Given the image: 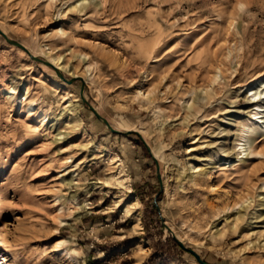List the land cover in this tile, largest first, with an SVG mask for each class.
<instances>
[{
  "label": "rangeland",
  "instance_id": "obj_1",
  "mask_svg": "<svg viewBox=\"0 0 264 264\" xmlns=\"http://www.w3.org/2000/svg\"><path fill=\"white\" fill-rule=\"evenodd\" d=\"M79 1L0 0V147L83 204L54 233L51 198L0 158V264H264V118L246 104L264 0Z\"/></svg>",
  "mask_w": 264,
  "mask_h": 264
},
{
  "label": "bare ground",
  "instance_id": "obj_2",
  "mask_svg": "<svg viewBox=\"0 0 264 264\" xmlns=\"http://www.w3.org/2000/svg\"><path fill=\"white\" fill-rule=\"evenodd\" d=\"M80 4H84V0H80L79 5ZM49 60L52 62L51 64H55L57 69L65 70V65L63 64L62 61H60V57H58V56L57 57H55V56L50 57ZM87 67H89V66H87ZM68 72L72 76H78L79 75L77 73V71L68 70ZM247 91H249V93H250V95H248V93L246 95V99H247L246 104L250 107L249 112L251 113L254 110L253 116H256L258 119L264 118V79L254 81L251 84V86L246 90V92ZM4 95H5V98L7 100H13L15 98L11 91L5 90ZM148 95H149V92H147L146 97ZM76 119H77V115L74 116L73 120H76ZM258 122L259 121H255V119L250 118L249 122L244 126V128H245L244 131L245 132L251 131L252 134H258L259 132L256 130ZM102 153H103L102 150H96L95 154L92 156L93 157L96 155L99 156V155H102ZM236 154H237L236 157L239 158L241 152H237ZM247 154L251 155L253 158H258V156L263 155L262 152L256 151L255 149H252V148H249ZM0 158H2L7 164H9L11 166V173L12 174H14L16 176H19L21 174H26L29 177L30 182L33 183L35 188H39L40 190H42L45 194H47L51 198L52 205L54 207V212H55L54 221H55V223L57 222V226L53 229L54 233H56V234L59 233V227L67 225L70 220H73L74 224H77L80 222L81 215L83 214V211H82L83 204L78 202L77 199L73 195H70V193L64 192V190L59 188L55 184V182L49 181L47 179H43L42 177H40L38 172L33 171V169L31 170V169H29V167L28 168L24 167L22 164L18 163L17 161H12L9 152L7 150L1 148V147H0ZM115 158L116 159H111V163L115 164L118 168L117 171H118L119 175H117L115 177V179L118 180L119 178H122V177L126 178L127 175L125 174L123 168L121 167L120 159L117 157H115ZM247 159H249V158H247ZM235 161L236 160H233L231 163H229V166L230 165L235 166L234 165ZM190 169L192 170L190 177H192V174H194V173H197V172L202 173L201 172L202 168L198 169L197 165H191ZM205 170H206V168H205ZM63 175H64V173L61 174L60 177ZM122 180H124V178ZM193 181L195 182V179H193ZM72 182H74V178H71L68 180L67 179L61 180L62 184H76V183H72ZM98 183H101V182L95 181V182H93V185H96ZM136 203H137V199L135 198L131 205H125L123 207V211L126 212L127 214H131L132 207H134L133 205H135ZM259 206H261V209H260L258 217L262 218L263 221H261V222L264 223V202H260ZM66 207L68 208V210H66ZM234 207L235 206L233 205L232 208H234ZM133 216L135 217L136 221H139V218L136 214H133ZM26 221H24V225L31 228V231H33L34 234H36L39 229L46 230V225H44L43 223L33 222L31 220H29V221L26 220ZM242 221H243L242 211L238 210L237 215L234 217V223H235V225H237L238 223H241ZM53 232H51V233H53ZM64 242L65 241L61 238L57 242V245L59 246V245L63 244ZM192 262H193L192 264H195L194 261H192ZM75 264H77V263L75 262Z\"/></svg>",
  "mask_w": 264,
  "mask_h": 264
},
{
  "label": "water",
  "instance_id": "obj_3",
  "mask_svg": "<svg viewBox=\"0 0 264 264\" xmlns=\"http://www.w3.org/2000/svg\"><path fill=\"white\" fill-rule=\"evenodd\" d=\"M0 32L3 33L1 30H0ZM3 34H4V33H3ZM6 39H7L9 42H11V43H13V44H15V45L23 46L22 44H20V43H18V42H14V41L9 40L8 37H6ZM23 47H24V46H23ZM81 97H82L83 102L87 103V102H86V99H85V98L83 97V95H82V88H81ZM88 106H89V108L94 112V114H95L98 118H100V119L106 124V126L108 127V129H109L110 131L115 132V133H122L121 131L112 128L111 125L109 124V122H108L105 118H102V117L98 114V112H96V110H95L92 106H90V105H88ZM153 158L155 159L154 156H153ZM154 204H155L156 208H158V204L156 203L155 200H154ZM160 217H161V216H160ZM167 228H168L169 231H171V229H170L168 226H167ZM171 232H172V231H171ZM172 236H173V239H174L179 245H182L181 241H180L178 238H176V236H174V235H172ZM191 252L194 254L196 260H197L200 264H208V263L202 261V260L199 258L198 254H196V253L193 252L192 250H191Z\"/></svg>",
  "mask_w": 264,
  "mask_h": 264
}]
</instances>
